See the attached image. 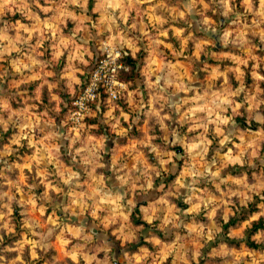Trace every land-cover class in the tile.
I'll return each instance as SVG.
<instances>
[{"label": "rangeland", "instance_id": "374dc122", "mask_svg": "<svg viewBox=\"0 0 264 264\" xmlns=\"http://www.w3.org/2000/svg\"><path fill=\"white\" fill-rule=\"evenodd\" d=\"M0 264H264V0H0Z\"/></svg>", "mask_w": 264, "mask_h": 264}, {"label": "crops", "instance_id": "0c3cea01", "mask_svg": "<svg viewBox=\"0 0 264 264\" xmlns=\"http://www.w3.org/2000/svg\"><path fill=\"white\" fill-rule=\"evenodd\" d=\"M148 42H146V44H147ZM143 44V43H142ZM145 44H143V47H145L144 46ZM135 47V50L136 49H138L137 48V46H135L134 44H133V48ZM149 53V52H148ZM152 60H153V62H152ZM156 60H154L152 57H150V56H148V57H146V63L144 64L145 66H144V68L146 69V70H150L149 69V67H151L152 66V63H154ZM159 62V61H158ZM169 67V69H167V70H169V74H168V77H165L164 78V76H163V80H166V79H169V80H178L179 82L181 81V80H185V78H186V73H185V71H186V68H187V65H186V63L185 62H183V63H181V64H178V63H176V64H174V66L171 68L170 67V65L168 66ZM176 68H177V70H176ZM162 68H160V73H159V75H161V72H162ZM175 71H178V75H177V78H175L176 77V74L175 75H171L172 73H174ZM161 76V77H162ZM160 77L159 78H156V80H155V82H157V81H160ZM144 83H145V87H144V89L146 90V88H148V87H151L152 86V83H151V80H149V76H148V80H145L144 81ZM142 85V84H141ZM142 92V91H141ZM145 96H146V93L145 94H143V93H140V101H139V104H144V101L143 100H145ZM142 106H140V109H142L141 108ZM144 126V125H143ZM129 131V130H128ZM120 133H121V135H123V131L121 130V131H119ZM111 142H109V144H110ZM143 140H140L139 138H128L127 140H126V142H124V143H121V149H124V152L125 153H128V159H130L129 161L130 162H132V161H134V159H137L138 157H136V156H138V154L137 153H135V152H137V151H139L140 150V148H142L143 146ZM111 179H113V178H111ZM120 195H122V194H120ZM114 197H115V195H112L111 193H105V195H104V201H107L108 199H110L111 198V201H114L115 199H114Z\"/></svg>", "mask_w": 264, "mask_h": 264}, {"label": "clouds", "instance_id": "9594fccd", "mask_svg": "<svg viewBox=\"0 0 264 264\" xmlns=\"http://www.w3.org/2000/svg\"><path fill=\"white\" fill-rule=\"evenodd\" d=\"M112 55H113V57H116V56L119 55V53H115V52H114ZM125 70L128 71V69H125ZM113 71H115V69H113Z\"/></svg>", "mask_w": 264, "mask_h": 264}, {"label": "trees", "instance_id": "16d2710c", "mask_svg": "<svg viewBox=\"0 0 264 264\" xmlns=\"http://www.w3.org/2000/svg\"><path fill=\"white\" fill-rule=\"evenodd\" d=\"M131 60V59H130ZM131 64H132V66L134 65V62L131 60Z\"/></svg>", "mask_w": 264, "mask_h": 264}, {"label": "built area", "instance_id": "2783aa9c", "mask_svg": "<svg viewBox=\"0 0 264 264\" xmlns=\"http://www.w3.org/2000/svg\"><path fill=\"white\" fill-rule=\"evenodd\" d=\"M80 103H82V102L80 101Z\"/></svg>", "mask_w": 264, "mask_h": 264}]
</instances>
